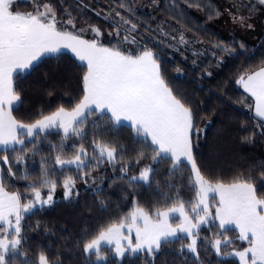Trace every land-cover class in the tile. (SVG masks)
Wrapping results in <instances>:
<instances>
[{
    "label": "trees",
    "instance_id": "1",
    "mask_svg": "<svg viewBox=\"0 0 264 264\" xmlns=\"http://www.w3.org/2000/svg\"><path fill=\"white\" fill-rule=\"evenodd\" d=\"M42 1L56 6L61 18H67V8L77 28L87 29L89 37L93 38L94 34L88 26L95 25L102 32L99 40L106 45L118 46L127 54H139L144 48L152 50L159 58L167 84L194 111V123L200 132L198 137H193V155L205 178L213 183L252 178L258 195L264 194V179L260 176L264 172V120L255 114L252 98L238 83L241 74L264 66V30L245 39L230 25L221 26L218 17L223 14L224 0H191L194 5L200 4V8L189 7L186 0ZM24 3L20 8H31L30 2ZM121 3L131 5V13L119 7ZM116 12L137 24V29L129 31L130 25H121L117 36L115 26L120 18ZM216 12L218 15L213 14ZM180 33L190 43L180 44ZM86 71V64L71 52L62 51L43 57L33 70L15 74L14 86L20 92L22 105L13 108V116L31 123L41 114H49L59 107L71 109L83 96L82 78ZM84 131L83 140L72 137L63 142L66 157L74 155L80 143L91 154L94 133L97 138L116 145L118 153L124 156L114 167L104 163L91 171V175L85 177L87 184L78 178L82 173L74 166L61 170L55 165L57 153L53 146L61 143L62 136L57 130L42 134L36 140V148L24 153L23 165L15 164L11 151L7 153L16 177L9 176L8 165L0 160L5 187L10 192L31 198L28 185L39 183L41 161L46 163L51 178L58 184L51 206L25 215L22 221L24 242L22 253L17 256L18 264H38L41 252L51 264H240L238 258L225 254L248 245L238 239L237 229L232 228L227 233L233 242L232 248L222 247V254L217 256L211 247L219 233L217 221L201 226L198 257L186 247L181 251L189 243L187 236H178L162 245L154 260L146 252H127L121 258L109 246L103 247L104 259L96 260L86 254L85 243L111 223L119 222L135 206L155 212L180 199L190 208L195 192L190 179L191 166L184 162L171 175L169 160L154 162L151 150L140 142L142 138L137 137L130 125L115 124L108 113L97 112L95 116H88ZM25 143L31 148L29 139ZM139 151L145 156L137 164ZM33 152L38 154L33 155ZM125 165L128 170L122 173L120 169ZM146 166L154 170L149 182L130 180ZM25 171L32 179L19 178ZM67 175L77 178L74 191L79 192L70 199L64 198V189L59 186ZM41 191L42 195H47V189ZM215 207L214 204L213 213Z\"/></svg>",
    "mask_w": 264,
    "mask_h": 264
},
{
    "label": "snow or ice",
    "instance_id": "2",
    "mask_svg": "<svg viewBox=\"0 0 264 264\" xmlns=\"http://www.w3.org/2000/svg\"><path fill=\"white\" fill-rule=\"evenodd\" d=\"M186 2L189 7H202L192 4L191 0ZM255 2L264 6V0ZM14 3L16 0H0V160L8 165L9 176L16 177L17 173L12 170L7 153L11 151L15 164L23 165L24 153L35 149L36 140L51 130L62 132L61 143L53 146L57 153L55 165L61 170L74 166L77 172L82 173L78 178L87 184L89 181L85 177L102 164L114 167L124 160V156L118 153L116 145L97 138L95 133L91 154L80 143L74 155H64V141L72 137L85 138L84 127L88 116L109 112L115 124L129 122L137 137L142 138L140 142L151 150L154 162L169 160L171 175L187 162L191 166L190 179L195 198L190 202L189 209H186L183 200L177 199L169 207L157 209L154 216L137 205L119 222L111 223L85 243L86 254L94 252L98 259H104L102 244H107L114 246L115 254L121 258L130 251L132 254L146 252L154 260L162 245L171 243L178 234L183 233L190 238V243L184 245L181 251L186 247L198 257L197 240L201 226L218 221L216 227L219 233L211 242L217 256L222 254V247L232 248L233 242L227 233L234 226L239 230L238 239L247 241L248 246L225 254L237 257L240 264H264V194L258 195L252 178H238L230 183L219 180L213 183L205 178L193 155V137H198L200 132L194 123V111L167 84L154 52L144 48L133 55L116 47L104 46L99 40L102 32L95 25L88 26L94 34L93 39L82 38L80 34L67 30V25L76 27L75 19L67 8V19L60 21L50 3L41 5L39 0H35L34 11L27 13L16 10ZM119 7L129 13L132 11L129 4L121 3ZM248 7L250 11L257 10L251 3ZM213 14L218 15V12ZM116 16L120 18L115 26L117 36L120 35L121 25H130L129 31L137 29V24L119 12H116ZM233 19L242 24L245 22L243 16H234ZM247 26L252 27L251 24ZM79 31L83 32L84 29ZM124 39L127 41L128 36ZM178 42L184 45L190 43L183 33L179 34ZM63 50H68L86 64L81 100L71 109L59 107L49 114H41L31 123L17 120L12 114L13 107L22 105V101L20 92L14 86V75L33 70L42 57L60 54ZM238 83L254 98L255 114L264 120V66L241 74ZM26 139H29L31 148L25 143ZM36 154L33 152V155ZM137 156L135 163L138 164L145 153L139 151ZM127 170V165L120 169L122 173ZM3 171L0 168V264H18L17 254L22 253L24 242L22 221L25 214L51 206L55 202L58 184L56 179L51 178L46 163L41 161L40 181L28 185L31 198L23 197L20 192L6 190ZM153 171V168L146 166L130 180L147 183ZM260 176L264 179V172ZM19 178L32 179L26 171ZM92 182L95 183V179ZM76 184L77 178L72 175L62 179L59 186L64 189L65 199L79 195L78 191H74ZM41 189L48 190L46 196L42 195ZM210 193L219 196L214 213L209 205ZM173 214L182 218L176 226L170 222ZM38 264L51 262L41 252Z\"/></svg>",
    "mask_w": 264,
    "mask_h": 264
},
{
    "label": "rangeland",
    "instance_id": "3",
    "mask_svg": "<svg viewBox=\"0 0 264 264\" xmlns=\"http://www.w3.org/2000/svg\"><path fill=\"white\" fill-rule=\"evenodd\" d=\"M24 2H30L31 3L30 4L31 5V8L30 9H22V8H20L22 5L25 4ZM39 2H40L41 5L43 3H45V1H42V0H39ZM250 3L253 4V5H255V7L257 9L256 11H250L249 10L248 5ZM241 4H243L245 6L244 7H240ZM222 5H223V14L218 17L221 26H225L226 27L227 25H230L231 29L234 30L237 33V35H239V36H241V37H243L245 39H249L250 37H252V35L258 34V32H261L262 30H264V6H260V5L256 4L255 0H234V1L233 0H224ZM52 6L56 10L58 20L63 21L65 19H67V18H61V17H59V15H58V8L56 6H54V5H52ZM14 8L16 10L22 12V13L32 12V11H34V8H35V0H16V3H14ZM41 10H43V9L41 8ZM241 11H242V14H241ZM234 16H243V17H245V22L242 24L238 20H234L233 19ZM65 17H67V16H65ZM248 24H251L252 27H248L247 26ZM66 27H67V30L73 31L74 33L80 34L82 36V38H84V39H89V40L93 39L92 37H89V36L86 35V30L87 29H84L83 32H80L79 31L80 29H78L77 26L75 28H72L71 25H67ZM102 44L104 46H108V47H115V46L106 45L104 43H102ZM117 48H119L121 50L120 47L117 46ZM63 51H68V50H63ZM133 55H135V54H133ZM17 73H19V72H17ZM242 89H243V87H242ZM251 98H252V100L254 102V106L253 107H255L254 98L253 97H251ZM105 113H108L111 116V114L109 112H105ZM121 124H127V125H129V122H127V121H121ZM0 168H1V166H0ZM209 197H210L209 198V205H210V209H212L214 204L217 206V203H218V200H219V196H218V194L210 193L209 194ZM55 198L56 197L54 196V199ZM186 209H189V208L186 207ZM155 212H149V213L154 216ZM181 219L182 218L179 217L178 214H173L172 217H171V219H170V222L173 224V226H176L177 224L180 223ZM233 228H235V227L233 226ZM178 236H186V234L180 233V234H178ZM241 241L242 242H247V241H243V240H241ZM133 242H135L134 233H133ZM189 243H190V238H189ZM197 243H198V240H197ZM108 246L114 248V246H112V245L102 244V250H103V247H108ZM246 247H244V248H246ZM244 248H242L241 250H243ZM114 253H115V251H114ZM18 255H19V253L17 254V256ZM90 255H92L96 260H101V259H98L97 258L96 254L94 252L92 254H90ZM102 256H104V255H102Z\"/></svg>",
    "mask_w": 264,
    "mask_h": 264
}]
</instances>
